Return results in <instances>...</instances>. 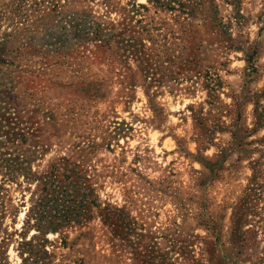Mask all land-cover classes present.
Returning <instances> with one entry per match:
<instances>
[{
	"label": "rangeland",
	"instance_id": "rangeland-1",
	"mask_svg": "<svg viewBox=\"0 0 264 264\" xmlns=\"http://www.w3.org/2000/svg\"><path fill=\"white\" fill-rule=\"evenodd\" d=\"M52 2L0 28V264H264V0Z\"/></svg>",
	"mask_w": 264,
	"mask_h": 264
},
{
	"label": "trees",
	"instance_id": "trees-1",
	"mask_svg": "<svg viewBox=\"0 0 264 264\" xmlns=\"http://www.w3.org/2000/svg\"><path fill=\"white\" fill-rule=\"evenodd\" d=\"M3 0H0V28L2 25L7 24V27H12L13 31L17 33H21L27 29L25 25L29 24L30 17L29 12L30 9L26 8V4H31L32 11L35 9L33 8H39L40 6H43L45 4H49V7H45L44 11L49 13H58V6L57 4H54L52 0H10L8 4H5L2 2ZM39 11V10H36ZM50 15V14H49ZM35 17V16H34ZM19 23L23 24V28H19ZM120 35H111L109 41L106 43H109L113 41L115 44H120L121 47H126L130 51V54H133L138 58L139 61V70L143 74V76L148 79L151 78L150 75H152V79L150 82L149 87H152L153 84L162 85L164 82V79L168 77L166 74L168 71L170 72V69L166 67V65L173 64L175 62L176 55L169 54V50L164 48L165 45L157 47L156 42H152V47H147L143 40L139 36H133L129 35L128 39H125L126 35L125 33H122L121 39ZM16 36L9 32H4L3 37L0 38V62L4 63V67L6 65V69L13 68L14 63L12 64L8 63L10 61L9 57H12V53L15 51L14 44H11L12 46L7 47L8 43H13L15 40H13ZM9 38H12L9 39ZM120 39V40H119ZM125 44V45H124ZM19 50V47L17 51ZM162 50V51H161ZM161 51V53H159ZM8 55V56H7ZM7 56V58H6ZM4 67H0V73H3ZM168 70V71H166ZM159 76V77H158ZM158 77V78H157ZM59 171V167H56L54 165L52 169L46 173L43 177H39L38 180L41 181L43 184L42 193L40 196H42L41 204L40 206H45L46 204L44 202H57V196L60 194V190L62 189V185H60V181L58 184L56 173ZM53 205V203H52Z\"/></svg>",
	"mask_w": 264,
	"mask_h": 264
}]
</instances>
